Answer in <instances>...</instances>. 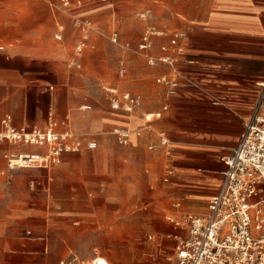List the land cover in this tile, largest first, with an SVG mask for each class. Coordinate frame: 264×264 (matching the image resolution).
Masks as SVG:
<instances>
[{"label":"crops","instance_id":"obj_1","mask_svg":"<svg viewBox=\"0 0 264 264\" xmlns=\"http://www.w3.org/2000/svg\"><path fill=\"white\" fill-rule=\"evenodd\" d=\"M72 1L88 25L54 14L52 2L0 0V130L6 116L14 125L46 127L52 114L60 129L97 142L64 151L50 167L14 169L5 153L44 148L0 142V264H60L72 256L73 235L108 231L116 218L138 227L143 217L164 213L172 231L167 214H207L223 179V156L239 142L262 90L264 0H134L132 10H151L142 19L146 27L186 36L184 54L171 67L150 64L137 37L113 31L126 64L120 74L127 75L109 84L140 95L132 111L97 102L108 90V69L98 78L66 61L74 42L89 44L99 35L93 25L108 21L101 13L111 0ZM59 22L66 25L61 38ZM24 23L35 27L24 31ZM168 35L154 36L150 55H160L164 44L175 51ZM160 77L177 79L173 92ZM120 128L131 129L126 143L118 139ZM158 223L151 221L152 232H162Z\"/></svg>","mask_w":264,"mask_h":264},{"label":"built area","instance_id":"obj_2","mask_svg":"<svg viewBox=\"0 0 264 264\" xmlns=\"http://www.w3.org/2000/svg\"><path fill=\"white\" fill-rule=\"evenodd\" d=\"M65 8L73 6L72 0H62ZM151 10L141 13V18L149 19ZM81 18V19H80ZM75 23L79 26L88 25L82 16ZM64 26H60L57 38L62 37ZM168 35L155 24H148L138 43V49L144 53L152 65L164 63L177 67L184 54L180 40L186 36L184 31L170 33V45L175 51L170 52L167 44L161 46L162 53L150 55L154 36ZM115 32L113 40L118 41ZM85 40L76 45V54H81ZM192 62V59L188 60ZM73 65L80 66L76 61ZM172 86V92L178 85L177 79L158 78ZM262 87L255 110L245 123L239 142L231 152L223 156L226 168L218 191L209 203V212L205 215L184 214L168 215L173 237L176 240V258L172 264H264V80L259 82ZM111 92L113 109L132 111L140 104V95L128 91H120L117 87H108ZM0 142L35 145L44 150L5 153L4 157L9 168L18 167H50L59 160L64 151H79L85 145L82 137L70 129H60L59 121L51 114L46 127L14 125L11 116L2 120ZM122 143L128 142L130 128L116 131ZM162 141L167 138L162 136ZM87 147L95 148L97 142L90 139ZM0 168V174H3ZM73 261L63 260L60 264H72ZM88 264H110L105 256H95Z\"/></svg>","mask_w":264,"mask_h":264},{"label":"rangeland","instance_id":"obj_3","mask_svg":"<svg viewBox=\"0 0 264 264\" xmlns=\"http://www.w3.org/2000/svg\"><path fill=\"white\" fill-rule=\"evenodd\" d=\"M52 2L53 13L56 15L67 14L72 17L75 23L76 19L81 17L73 7L65 8L62 5V0H36ZM108 1V0H107ZM134 0H111L106 4L108 7L106 11L101 14H109L108 21L104 25H93L95 33L99 34L93 40L92 43L85 44L81 54H77L75 57V46L80 43L76 41L70 47L72 53L66 58V61L73 65L75 61L81 65V69H90L94 71V75L100 78L106 76L105 72L108 69L110 80L105 81L108 84L105 86L112 87L109 83H114L115 80L124 79L127 75L120 74L121 67H126V64L121 65V57L117 54V49L120 47L112 40L113 31H118L120 35L126 34L129 39L138 38L140 40L143 32L146 29V24L141 13L149 7H142L138 10H132L130 5ZM113 2V4H111ZM82 3H84L82 1ZM32 12L36 13L37 17L44 18V9L36 8L32 9ZM152 17V13L150 15ZM81 19V18H80ZM83 19V17H82ZM86 19V18H84ZM137 21H143L144 26ZM63 25L59 22L57 28ZM65 29H66V25ZM32 27L30 23H24L22 30L29 31ZM137 29V31H136ZM57 30V29H56ZM56 31L54 32V34ZM101 33V34H100ZM133 37V38H132ZM64 38V37H63ZM131 41V40H130ZM114 43V44H113ZM3 43L0 42V45ZM74 53V56H71ZM98 81H101L100 79ZM104 94H100L97 97V102H107L111 107V94L105 91ZM89 139V138H88ZM87 140V139H86ZM85 140V141H86ZM86 144V142H85ZM54 165V164H52ZM145 211V210H144ZM164 213H160V216L156 219L152 216L143 217L138 227H130L131 218H116L110 225L112 228L108 231L94 230L87 228L80 233L73 235L75 241V248L72 251V256L69 261H73L72 264H88L90 260L99 254H106L111 259V264H172L176 258L175 244L176 240L171 235L173 231L166 223ZM169 215V214H167ZM159 221L158 227L162 232H152L151 221ZM88 223H86L87 225ZM125 225H127L125 227ZM103 229V228H101Z\"/></svg>","mask_w":264,"mask_h":264}]
</instances>
